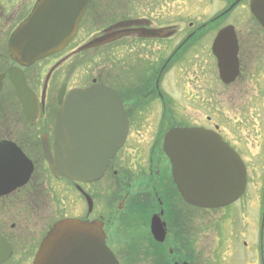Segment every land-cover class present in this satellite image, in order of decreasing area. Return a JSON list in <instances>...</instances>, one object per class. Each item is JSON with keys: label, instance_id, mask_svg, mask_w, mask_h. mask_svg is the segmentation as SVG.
<instances>
[{"label": "flooded vegetation", "instance_id": "obj_1", "mask_svg": "<svg viewBox=\"0 0 264 264\" xmlns=\"http://www.w3.org/2000/svg\"><path fill=\"white\" fill-rule=\"evenodd\" d=\"M162 1L164 0L145 3L140 7L136 4L135 13L129 16L118 13L112 23L94 33L93 37L100 36L105 28L114 24L128 20L143 21L139 22L141 25L116 30L117 37L112 42L80 52L90 39L82 40L85 33L82 22L77 36L67 48L25 68L28 85L42 107V116L36 125H31L24 118L31 129L41 130L40 133L29 131L18 136L15 132H10L5 106L1 103L4 95L14 94V87L5 81L0 95V142L6 140L15 143L24 152L31 166L27 167L29 174L23 182L21 178L27 174L25 170L20 169L14 176L8 175V172L5 176L0 175V185L22 183L15 189L0 194V239L4 243L0 245V264H34L47 234L57 222L65 218H79L89 222L102 220L108 244L112 247L116 243L111 242L114 236L110 232L112 216L121 217L122 204L129 195L116 210L111 207V202L107 205L109 197H105L104 202H96L103 194L99 188L104 192L102 185L107 181L113 187L119 186L117 191L125 184L134 188L132 182H128L133 177L126 170L132 161L129 159L132 156L129 152L138 155L145 147V140L150 148L147 153L141 154L148 156V166L147 169L144 168L147 176L141 191L145 194L150 190L156 199L145 206L138 203L140 197H135L129 206L134 214L138 210L150 215L152 239L155 244L167 249L170 255H174L172 248H179L183 253L189 248L191 240L184 231L186 225L177 217L181 207H176L175 199L180 200L181 197L169 169L163 141L171 130L183 127H201L218 132L228 141L218 123L213 122L212 127L206 126L211 123L210 117L206 118L204 124L197 122L201 117L200 112L195 114L196 111L190 109L198 108L200 104L214 109L222 102L228 101L232 106L241 102L243 107L258 109L259 119L264 125V26L252 12V0H200L209 7L214 5L219 11L206 22H202L200 18L184 22L182 12L189 6L190 3L186 2L190 0L185 1L184 5H171L178 8V19H172L171 14L154 18L155 10L171 9L169 3ZM94 2L95 0L86 14L90 18L96 17L95 10L91 12ZM121 2L118 3V9ZM197 5L200 6L201 3ZM136 9H142L143 14ZM10 27V9L0 0V74L13 65L7 48ZM231 27L230 40L233 44L230 49L234 53L233 57H237L238 68H233L232 74L224 79L214 44L218 33ZM162 28H169L166 33L173 35L155 38L143 35L147 30ZM100 51L103 54L97 56L98 63L91 70L90 57ZM94 85L106 87L119 96L128 122V134L124 146L111 160L102 180L79 184L64 177L58 178L52 173L45 159L43 140L47 138L54 150L55 123L61 107L60 96L67 99L72 92L86 90ZM247 122L250 123L249 119ZM255 122L257 120L252 118V123ZM230 145L239 152L235 146ZM3 162L4 159L0 163L2 173ZM61 180L68 181L71 185L72 195L66 202L61 196V189H57L58 181ZM129 186L126 191L131 190ZM51 187L54 189L53 195L49 192ZM90 187H94V190H90ZM73 195L75 199L80 197L82 200L78 210H74ZM100 203L102 205L98 207ZM161 211L167 229L164 243L157 242L151 233L152 217ZM108 216H111L110 220ZM171 222L178 224V231L174 233V242L178 248L173 242L169 244L172 239L167 242L172 235L168 224ZM129 225L127 217L122 221V228ZM187 255V259L190 258L188 253ZM173 263L176 264L174 261Z\"/></svg>", "mask_w": 264, "mask_h": 264}, {"label": "water", "instance_id": "obj_2", "mask_svg": "<svg viewBox=\"0 0 264 264\" xmlns=\"http://www.w3.org/2000/svg\"><path fill=\"white\" fill-rule=\"evenodd\" d=\"M91 2L39 0L9 40L12 59L22 66H30L63 50L77 35ZM262 5L264 0L252 1V11L264 25ZM115 28L117 26L107 29L103 37L89 42L83 49L112 40ZM149 35L158 36L157 32ZM231 35L232 27L224 29L214 46L224 78L231 75L237 66V58L233 57L230 49L233 44ZM6 75L16 88L27 119L31 124L38 123L41 115L39 104L23 70L12 67L8 74L1 75L0 92ZM71 96L65 102L60 101L56 158H52L45 142L46 158L56 176L64 175L83 182L95 181L104 174L114 153L123 145L128 123L121 101L106 88L97 86ZM5 150L9 152L6 154ZM165 150L173 165L175 182L188 203L202 208H221L236 202L245 192L247 171L244 162L215 132L174 130L166 139ZM20 157V152L13 145L0 143V160L4 159V170L11 176L17 175L11 171L19 169L27 171L26 176L29 174L27 167L30 165H24ZM0 175L3 176L1 171ZM17 185H0V194ZM152 232L156 240L164 241L167 231L158 216L153 219ZM105 239L101 225L77 220L61 221L44 240L34 264H119ZM0 245H4L1 239Z\"/></svg>", "mask_w": 264, "mask_h": 264}, {"label": "rangeland", "instance_id": "obj_3", "mask_svg": "<svg viewBox=\"0 0 264 264\" xmlns=\"http://www.w3.org/2000/svg\"><path fill=\"white\" fill-rule=\"evenodd\" d=\"M34 1L8 0V2H4L10 9L11 18L19 19L23 13H29ZM119 1H122L120 9H118ZM185 1L187 0H164L162 2L169 3L171 9L161 8L159 11L155 10L153 17L162 18L164 15L171 14L172 19H178L180 12H178V8H173L171 5H184ZM158 2H161V0H95L91 12L95 10L96 17L86 19L83 28L85 33L83 39L82 37L81 39L88 40L94 33L112 23L117 18L118 13L127 14V16L135 13L136 4L137 7H140L145 3ZM186 3L190 4L182 12L184 22L198 20V18L202 22H206L219 13L214 5L209 7L200 0H190ZM197 3H201V5L198 6ZM136 10L143 14L142 9ZM102 54L103 51H100L90 57L91 70L98 63L97 56L100 57ZM1 105L5 106L4 112L7 116L6 121L9 120L10 132H15L18 136L29 131L41 132V130L29 127L15 95H4ZM232 105L226 101L211 109L206 104H200L198 108L192 107L190 110L196 111L195 114L197 111L200 112L201 117L197 122L201 124L205 123L207 117L211 118V123L206 126L212 127L213 122L218 123L225 138L241 153L248 164L247 192L241 200L232 206L216 211L189 207L181 198L180 200L175 199L176 207H181L179 216H176L180 217V221L186 225L184 231L191 240L190 247L186 252L183 253L174 242V233L178 231L177 223H168L172 235L168 237L167 242L172 239L169 244L171 245L173 242L178 248H172L174 251L172 256L169 251L167 252V249L162 248L163 246L154 243L150 234V215L138 210L134 214L132 207L129 206V203L135 197H140L138 203H143L145 206H149L156 199L154 195H151L150 190L145 194L141 191L147 176L144 168L147 169L148 166V156L141 154L147 153L150 148V144L145 142L147 140L144 141L145 147L138 155L129 152L133 158L130 156L129 159H132V161L127 165L126 170L133 177V179L129 178L128 182H132L131 185L134 188L125 184V186H121V190L117 191L119 186L113 187L112 183L108 181L102 185L104 186V192L99 188L100 193L103 194L97 198L96 202H104L103 199L109 197L107 205L111 202V207L116 210L121 206L125 197L129 195L128 199L122 204L121 217L112 216L110 228L111 235H114L111 242L116 241L112 245V249L118 255L122 264H172L173 261L175 263L187 261L189 264H264V233L261 238L264 193V125L261 124L259 119L258 109L243 107L241 102L235 106ZM252 118L254 121L257 120V123H252ZM248 119L250 123L247 122ZM124 178L125 173H123ZM128 186L131 190L126 191ZM57 189H61V196L65 202L72 195L71 185L68 181H58ZM91 189L94 190V187H90ZM49 192L52 195L54 194L53 187L49 189ZM74 197L73 195L72 198L75 200L73 207L74 210H78L82 200L80 197L79 199ZM171 204L172 201L169 202L170 207ZM101 205L102 203L98 207H101ZM104 214L108 215V213ZM71 216H74V214ZM108 217H110L108 218L110 220L111 216ZM127 217L130 225L122 228V221L126 220ZM131 220H133V223ZM180 231H182L181 228ZM187 253L190 255L188 259Z\"/></svg>", "mask_w": 264, "mask_h": 264}, {"label": "bare ground", "instance_id": "obj_4", "mask_svg": "<svg viewBox=\"0 0 264 264\" xmlns=\"http://www.w3.org/2000/svg\"><path fill=\"white\" fill-rule=\"evenodd\" d=\"M262 6H264V5H262Z\"/></svg>", "mask_w": 264, "mask_h": 264}]
</instances>
